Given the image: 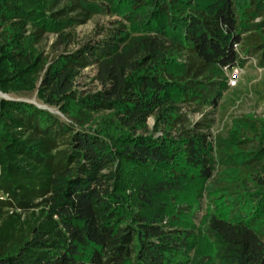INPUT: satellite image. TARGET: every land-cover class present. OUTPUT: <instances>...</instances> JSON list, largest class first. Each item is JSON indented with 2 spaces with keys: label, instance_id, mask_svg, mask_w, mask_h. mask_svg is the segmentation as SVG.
<instances>
[{
  "label": "trees",
  "instance_id": "16d2710c",
  "mask_svg": "<svg viewBox=\"0 0 264 264\" xmlns=\"http://www.w3.org/2000/svg\"><path fill=\"white\" fill-rule=\"evenodd\" d=\"M95 14L119 19L44 55ZM252 55L264 0H0V264H264V117L212 135L180 107H217Z\"/></svg>",
  "mask_w": 264,
  "mask_h": 264
},
{
  "label": "rangeland",
  "instance_id": "374dc122",
  "mask_svg": "<svg viewBox=\"0 0 264 264\" xmlns=\"http://www.w3.org/2000/svg\"><path fill=\"white\" fill-rule=\"evenodd\" d=\"M115 19L119 18L95 14L84 24H80L74 28V34L70 44H60L56 48L53 47L52 45L56 40V35L51 33L44 37L40 44V48L43 50L44 55H47L49 58L58 53L76 49L82 42L100 39L102 37V27H110L111 21ZM242 56L243 58L246 57L244 54ZM258 61L259 57L257 55H252L251 58H246L242 65H238V69L241 71H239L237 81L232 87L227 85L229 73L222 69V75L219 77L222 82L219 88H217L220 91L217 107H207L202 112H191L193 107L181 104L180 107L182 112L187 114L191 122H198L204 114L207 113L206 117L212 120L208 128V131L212 135L225 131L233 117L242 114H253L258 117H264V67L259 66ZM93 75V67H88L81 73L77 79L79 91H93L97 89V83L92 80ZM22 99L32 102L38 107L46 108L37 103L34 97ZM50 110L57 113L53 108H50ZM153 124V119L149 118L148 126L150 129L153 127ZM195 202L196 201H194V203ZM197 202L198 205L196 208H193L191 211L185 210L184 213L186 215H181L180 217L182 221L187 222V225L191 224L194 229L200 226L203 215L210 206L205 191L202 192ZM184 206L185 205H183V207Z\"/></svg>",
  "mask_w": 264,
  "mask_h": 264
},
{
  "label": "built area",
  "instance_id": "2783aa9c",
  "mask_svg": "<svg viewBox=\"0 0 264 264\" xmlns=\"http://www.w3.org/2000/svg\"><path fill=\"white\" fill-rule=\"evenodd\" d=\"M233 48L235 49V51H237L239 53L238 44H233ZM224 70H225V72L229 73V77H228V80H227V85L230 86V87L234 86L236 81H237V77L239 76V71H241V70L238 69V66H235V67H233L230 70L224 68Z\"/></svg>",
  "mask_w": 264,
  "mask_h": 264
},
{
  "label": "water",
  "instance_id": "95a60500",
  "mask_svg": "<svg viewBox=\"0 0 264 264\" xmlns=\"http://www.w3.org/2000/svg\"><path fill=\"white\" fill-rule=\"evenodd\" d=\"M0 96L3 97V98H8L6 95L1 94V93H0ZM42 108H44V107H42Z\"/></svg>",
  "mask_w": 264,
  "mask_h": 264
}]
</instances>
